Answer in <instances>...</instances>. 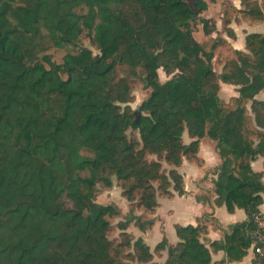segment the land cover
Returning a JSON list of instances; mask_svg holds the SVG:
<instances>
[{
    "label": "trees",
    "instance_id": "1",
    "mask_svg": "<svg viewBox=\"0 0 264 264\" xmlns=\"http://www.w3.org/2000/svg\"><path fill=\"white\" fill-rule=\"evenodd\" d=\"M209 3L216 0H0V264H155L162 252L163 264H228L257 247L263 254L252 251V263L264 264V185L251 169L264 156V101L256 99L264 95V31L247 34L245 53L234 51L217 74L213 51L222 40L206 51L194 38L197 23L205 35L217 31L201 17ZM230 9L228 36L237 15L264 20V0ZM83 33L98 54L79 47L60 64L44 54L76 46ZM118 66L128 74L117 78ZM132 79L148 91L136 111ZM220 84L238 94L234 107L220 100ZM204 138L220 160L214 204L241 209L246 220L215 242L204 225L176 226L177 244L163 238L150 250L127 229L145 232L152 220L130 211L114 247L108 219L120 210L95 202L96 185L112 188L114 179L122 199L152 213L158 196L185 193L176 169L201 165ZM219 251L225 258L213 262Z\"/></svg>",
    "mask_w": 264,
    "mask_h": 264
},
{
    "label": "rangeland",
    "instance_id": "2",
    "mask_svg": "<svg viewBox=\"0 0 264 264\" xmlns=\"http://www.w3.org/2000/svg\"><path fill=\"white\" fill-rule=\"evenodd\" d=\"M186 1H188V3L190 4V0H186ZM258 1L262 2V0H258ZM225 2L226 0H216L215 4L209 3L208 8H210V10H207V12L203 13V15L201 16L204 19L213 20L216 23L217 32L211 35H205L202 31L201 25L197 23V26H196L197 28L194 33V38L203 46V48L206 51L210 50V47L215 39L217 40L220 38L222 40L221 43L218 44L213 51L214 58L212 60V67H213L214 72H216L217 74L220 73L221 67L224 61L234 56V51L245 53L243 45H244V37L247 34L262 33L264 31V20L263 22H250L237 15L230 25L233 35L228 36L227 32H225L222 28L223 19L225 16L229 17L231 13L230 5L235 4L236 6H238L240 0H228V4ZM84 12H85V9H83L82 13ZM79 47H86L90 49L94 55L98 54L96 47L85 36V33L81 35L76 46H64L62 48L47 46L44 54H48L49 56H51L52 62L56 64H60L62 61V58L66 54L76 52V50ZM157 73H158V79L161 83L165 82L168 79V77L164 74V72L161 69H159ZM127 74H128V69L126 66L117 67V70H116L117 78H122L126 76ZM131 93H132L133 101L130 103V108L132 111H136L137 108L140 106L141 102L147 97L148 91L143 88L142 84L137 79H132ZM218 96L224 105L229 106V107H234V103L232 99L238 97V94L236 93L233 87L226 86L225 84H220V90L218 92ZM256 99L264 100V95L259 94L256 96ZM246 108L249 111V104L246 105ZM131 133L132 135L135 136L133 132ZM183 141L185 144L189 142L188 136L186 134L183 135ZM202 143L204 144L203 146L204 151L210 152L211 150L210 148L212 146L211 143L213 142L209 139L204 138L202 140ZM83 154L86 155L87 153L83 152ZM186 165L191 166L194 169H197V167L193 165H189V164H186ZM162 166L166 172L170 170V167L165 165L164 163L162 164ZM208 166H211V164L209 163ZM117 185H118L117 181L113 179L112 188H105L103 187L101 183H98L95 189V202L96 203L101 204V205L115 204L120 210V215L118 217L114 216L108 219L109 223L111 224V228L107 235H108V239L112 241L114 247L118 243H121V241H123L124 239L123 236H125V234L120 232V230L117 227V224L119 222H124L127 219H129V217H127L128 212L132 211V213H134V215L136 216L139 214L141 216L140 218L142 222H147L149 220L147 218H149V216L151 215L148 212L135 209L134 207H132V205H130L124 199H122L120 197V189L117 187ZM169 203L170 201L166 199L161 201V204L163 205V207H166L167 204ZM176 208H177V211H179V209H180V212L183 211V208L182 207L180 208V206ZM174 221L179 223L178 220H174V217H165V229L162 226V223L159 225L160 231L163 232V229H164V235L169 240L172 239V233L174 234L173 227L171 226V223H174ZM136 229L137 228L134 227L133 223L129 225V228L127 230L129 235L127 236L130 239L131 237L133 239H137L136 237L140 235V231L138 232ZM153 232L156 233V231H153ZM160 238H162V236H160ZM131 245L132 244H130V246L124 250V254L122 253V256H124L126 252H132ZM164 261L165 259L162 257L161 258L156 257L154 259V262H156L157 264H162L164 263ZM124 263L130 264L129 262H124Z\"/></svg>",
    "mask_w": 264,
    "mask_h": 264
},
{
    "label": "crops",
    "instance_id": "3",
    "mask_svg": "<svg viewBox=\"0 0 264 264\" xmlns=\"http://www.w3.org/2000/svg\"><path fill=\"white\" fill-rule=\"evenodd\" d=\"M232 6L236 9H239L240 2L238 6H236L235 4H232ZM208 10H210V8H208ZM202 140L203 139L200 140L198 152V157L201 160V165L198 166L194 163L183 161L181 166L176 169L182 177L183 190L185 193L182 196H179L177 195V193L171 190V196L169 197L158 196V207L154 210V212L150 213L151 215L149 216V218H147L149 220H152V227L150 229H147L145 232H141L139 229H136L138 232L140 231V235H138L136 238H142L144 242L149 246L150 250H153V248L163 238L167 240V243L169 245L177 244L179 240L175 233L176 226L184 227L188 225H204L207 229L205 239H207L209 242H215L222 239L223 231L226 230L228 226L246 220V214L243 210L235 209L233 213L230 214L226 211L224 206L218 207L214 204V200L216 197L213 192V181L216 177L213 174V170L219 165L220 160L215 153L213 143H211L212 146L210 148V152H205ZM209 163L211 164V166H208ZM186 164L193 165L197 167V169H194L191 166H187ZM251 169L256 173L262 174L261 182L264 185V156L257 157L256 160L251 163ZM165 199L169 200L170 203L167 204L166 207H163L161 201ZM178 206H180V208H183L182 212H180V209L179 211H177L176 207ZM259 211L262 215H264V197L263 203L259 207ZM137 216L140 215L138 214ZM165 217H174V220L179 221V223L175 221L174 223H171V226L174 230V234L172 233L171 240L167 239L164 235ZM161 223L164 227L163 232L160 231L159 225ZM153 231H156V233H154ZM160 236H162V238H160ZM156 257L157 256H155L154 259ZM159 257L166 259V252H162ZM224 258V253L222 251L211 253V259L213 262L220 261ZM252 260L253 253L252 250H249L247 256H245L240 262H233L228 264H253ZM154 263L157 264L156 262Z\"/></svg>",
    "mask_w": 264,
    "mask_h": 264
},
{
    "label": "built area",
    "instance_id": "4",
    "mask_svg": "<svg viewBox=\"0 0 264 264\" xmlns=\"http://www.w3.org/2000/svg\"><path fill=\"white\" fill-rule=\"evenodd\" d=\"M258 225H259L260 228H264V221L258 220ZM251 250L257 255H262L263 254V248L262 247L254 248V250L252 248Z\"/></svg>",
    "mask_w": 264,
    "mask_h": 264
}]
</instances>
